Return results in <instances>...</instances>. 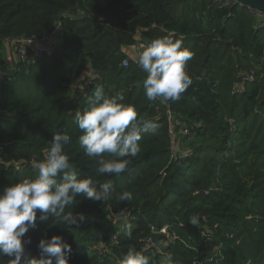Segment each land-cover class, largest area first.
Instances as JSON below:
<instances>
[{
  "label": "trees",
  "instance_id": "16d2710c",
  "mask_svg": "<svg viewBox=\"0 0 264 264\" xmlns=\"http://www.w3.org/2000/svg\"><path fill=\"white\" fill-rule=\"evenodd\" d=\"M58 31L64 43L52 56L8 68L7 42ZM165 36L193 52V83L179 100L162 103L147 100V73L126 50ZM0 66V190L35 179L33 164L62 131L72 138L65 152L78 178L111 180L117 194H133L131 201L114 196L104 203L81 194L66 209L85 214L80 227L38 222L26 234L27 255L39 257V241L59 235L71 245L69 264H119L129 248L149 255L151 264H165L169 254L175 264H264V14L257 19L232 0H0ZM89 72L97 78L85 88ZM247 73L254 80L236 94ZM96 87L109 96L122 92L138 117L159 125L119 176L97 173V161L79 146L76 115ZM169 109L188 131L176 154ZM192 215L197 225L189 223ZM164 227L187 242L150 243ZM10 259L0 256V264Z\"/></svg>",
  "mask_w": 264,
  "mask_h": 264
},
{
  "label": "clouds",
  "instance_id": "9594fccd",
  "mask_svg": "<svg viewBox=\"0 0 264 264\" xmlns=\"http://www.w3.org/2000/svg\"><path fill=\"white\" fill-rule=\"evenodd\" d=\"M193 55L182 40L168 36L155 38L146 45L136 62L147 73L143 81L147 100L159 98L162 103L179 100L193 83L187 71ZM124 99L122 92L109 96L103 88L96 87L88 98L87 107L76 115V125L82 133L79 146L85 156L97 161L96 171L102 175L119 176L130 171V158L141 151L139 141L146 134L158 132L156 122L138 117L137 109L123 103ZM71 139L66 132L53 133L45 158L33 164L38 170L37 177L25 178L0 190V256L11 257L10 264H69L71 245L61 236L41 239L40 255L32 257L25 252V245L31 243L26 234L35 229L38 222L50 220L53 225L80 227L86 220L85 214H74L73 210L66 209L81 194L103 203L114 196L120 201L133 199L130 191L117 194L111 180L97 184L91 177L78 178L65 152ZM105 155L113 158L105 159ZM189 223L197 225V215H192ZM119 264H151V257L129 248ZM165 264H175L171 254L165 257Z\"/></svg>",
  "mask_w": 264,
  "mask_h": 264
},
{
  "label": "built area",
  "instance_id": "2783aa9c",
  "mask_svg": "<svg viewBox=\"0 0 264 264\" xmlns=\"http://www.w3.org/2000/svg\"><path fill=\"white\" fill-rule=\"evenodd\" d=\"M214 1H218V2L226 3V4L230 3V0L229 1L214 0ZM223 1H226V2H223ZM248 9H249L251 15L257 17V19L261 18L264 14V13H262L256 9H253L250 7ZM10 44H11L12 48H14L13 49V53H14L13 55H15L16 62L22 61V62H27L29 64H36V63H38V61L42 60L45 55L52 56V54L54 52L53 47L47 46L44 44V40H20V41L12 42ZM144 47L145 46L140 47L139 45L134 47L135 54L139 55V53L143 50ZM129 61H130V59L125 60L123 66L127 67ZM2 70H3V67L0 66V80L3 79V76L5 74V71L2 72ZM96 78H97V75L94 74V72H89L84 87L87 88L88 86H90L92 84V81ZM253 80H254V74L247 73L242 78L240 83L235 86V93L236 94L244 93L246 83L251 82ZM167 116H168V120L170 123V133H171L172 138H173L176 136V133H177L179 127L182 126L183 122L181 121L180 116L170 109L167 112ZM182 133H183V135H187L188 131L186 129H184ZM172 147L174 148L173 141H172ZM178 151H179V149L177 150V152ZM177 152H175V154ZM167 230H169V228L164 227L160 231H157L155 233L160 232L162 234H167L166 233ZM169 234H170V230H169ZM150 243H151V239H150Z\"/></svg>",
  "mask_w": 264,
  "mask_h": 264
},
{
  "label": "rangeland",
  "instance_id": "374dc122",
  "mask_svg": "<svg viewBox=\"0 0 264 264\" xmlns=\"http://www.w3.org/2000/svg\"><path fill=\"white\" fill-rule=\"evenodd\" d=\"M12 48V47H11ZM12 49H14V48H12ZM6 51V52H5ZM8 52L10 53V55H12V53H13V51L12 50H10V48H8V49H6V50H4V54H5V60L7 61V59H6V56L8 55ZM126 53L128 54V56L131 58V59H133V61H137V59H138V56L135 54V52H134V49H131V50H129V49H127L126 50ZM8 62V61H7ZM4 69L5 68H3V70H2V72H4ZM186 127H185V125L184 124H182V126H180L179 127V129H178V131H177V133H176V136L175 137H173L174 139H173V146H174V151L175 152H177V150L178 149H180V147H182L179 143V138L181 137V136H183V130L185 129ZM127 215L128 214H123L122 215V218H123V220H125V221H127ZM170 230V229H169ZM169 230H167V234H165L166 235V238H163V239H167V241H163V242H161L162 243V245H161V247L163 248H165V247H167V246H169V244H168V242H171V241H173V240H177V238H179L182 242H187V240L186 239H184V238H182L181 236V234L179 233V232H175V233H173L172 235L171 234H169ZM171 239H173V240H171ZM160 240H162V239H160ZM159 240V241H160ZM159 241H158V243H159ZM157 243V244H158ZM156 244V245H157Z\"/></svg>",
  "mask_w": 264,
  "mask_h": 264
},
{
  "label": "water",
  "instance_id": "95a60500",
  "mask_svg": "<svg viewBox=\"0 0 264 264\" xmlns=\"http://www.w3.org/2000/svg\"><path fill=\"white\" fill-rule=\"evenodd\" d=\"M237 5L244 6L247 8H253L256 9L262 13H264V0H233ZM64 43V34L60 33V37L58 40L54 41L51 44V47L54 48V50H59L62 48ZM166 238L165 234H162L160 232L154 233L153 237L151 238V243L153 245H156L160 239Z\"/></svg>",
  "mask_w": 264,
  "mask_h": 264
},
{
  "label": "crops",
  "instance_id": "0c3cea01",
  "mask_svg": "<svg viewBox=\"0 0 264 264\" xmlns=\"http://www.w3.org/2000/svg\"><path fill=\"white\" fill-rule=\"evenodd\" d=\"M60 37V32L58 31L56 34L52 35V36H49L47 37L46 39H44V44L47 45V46H51V44L58 40ZM11 44L10 42H7L6 45H5V50L10 48V50L13 51V49L11 48ZM134 49V48H133ZM131 50V49H129ZM55 51V50H54ZM6 52V51H5ZM14 53H12V55H10V53L8 52V55L6 56V59L8 61V68H11L15 62H16V59H15V55H13ZM5 55V54H4ZM137 55V54H136ZM138 56V55H137Z\"/></svg>",
  "mask_w": 264,
  "mask_h": 264
}]
</instances>
